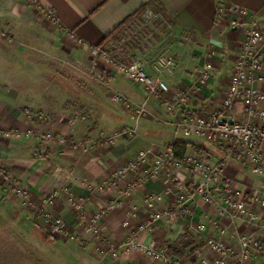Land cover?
Masks as SVG:
<instances>
[{
  "label": "crops",
  "instance_id": "obj_1",
  "mask_svg": "<svg viewBox=\"0 0 264 264\" xmlns=\"http://www.w3.org/2000/svg\"><path fill=\"white\" fill-rule=\"evenodd\" d=\"M37 1L0 0V28L25 27L30 26V20H41L48 32L65 37L70 45L84 52L103 43L124 19L143 9L142 22L151 39H147L148 43L139 52L135 51V55L145 61L151 74H161L166 79L172 93L184 91L187 96L181 106H174L169 92L152 96L143 85L132 81L115 65L102 66L96 62L94 68L106 79L98 82L97 102L91 101L93 110L88 112L89 118L80 116L84 120L73 124L67 111H54L46 106L51 117L44 128L65 135L66 144L57 140L41 141L38 136L23 139L0 136L1 161L22 178L32 190L36 203L43 205L46 195L64 186L71 189L69 193L83 199L89 214L119 201V205L109 210L103 219V234L118 254H106L98 259L102 264H163L142 250L124 252L123 245L132 236L145 244L153 242L156 247L169 248V254L179 260L178 264L197 261L195 250L204 247L208 236L223 237L236 247L244 235L264 242L263 226L248 223L231 210L223 212L220 205L208 203L199 196L189 205L187 213L176 219L163 216L151 230H141L152 210L146 199L154 198V209L170 208L176 200L177 187L169 177H175L189 188L194 182L203 181L199 172L165 166L158 178L149 179L128 196L123 191L141 170L131 171L126 177L111 182L115 181L114 173L129 163L138 151L149 150L152 155H157L177 142H185L186 154H195L220 165L224 174L240 187L264 192V175L252 173L249 166L236 160L227 149L201 138L187 137L176 127L182 112L206 114L222 108L233 66L242 51L248 29L254 27L264 31V0ZM235 7L240 12L233 11ZM47 11L53 17L48 16ZM111 41L117 40L109 38L106 42ZM112 47H115L114 43ZM167 59L173 62L172 71L164 68ZM208 62L213 64L211 76L202 82L200 71ZM259 76L262 78L256 85L264 89V69ZM105 85L108 89L102 87ZM114 93L135 106L146 102V113L137 117L124 102L114 100ZM12 100L17 99L0 92V130L12 125L28 127L26 112L15 108ZM234 113L238 120H248L242 102L236 104ZM119 127L133 129L134 133L120 136L108 144L105 138ZM77 141H84L86 149L75 146ZM104 182L109 184L103 187ZM216 193L220 204L224 205L221 189L218 188ZM55 205L69 220L68 230H77L83 236L85 250L96 249L98 239L84 233L82 222L73 221L67 195L57 197ZM134 212L136 216L132 217ZM126 220H129L128 226L124 225ZM199 223L207 224L201 235L196 234ZM204 254L212 256L208 249ZM251 262L264 264L257 257ZM228 264L236 263L231 259Z\"/></svg>",
  "mask_w": 264,
  "mask_h": 264
},
{
  "label": "built area",
  "instance_id": "obj_2",
  "mask_svg": "<svg viewBox=\"0 0 264 264\" xmlns=\"http://www.w3.org/2000/svg\"><path fill=\"white\" fill-rule=\"evenodd\" d=\"M32 1L33 3L38 2L37 0ZM233 11L240 12V9L235 7ZM47 15L53 17L50 11H47ZM234 23H237L236 20ZM149 37L151 38V36H148V40ZM242 46V51L233 66L229 88L223 100L222 108L206 114L182 112L176 121V127L187 137L201 138L227 149L236 160L249 166L252 173L264 175V89H260L256 85V82L262 78L259 76V72L264 69V31H258L254 27L249 28ZM126 47L127 39L121 38L115 46V50L105 51L102 46L98 45L93 47L92 51L95 55H104L119 71L132 81L143 85L150 95L159 97L160 93L169 92L174 100L173 105L181 106L187 96L186 92L172 93L166 79L161 74H151L138 57L131 58V55L135 54L127 52ZM118 54L124 58L130 57V60L122 61L118 58ZM172 64V60L167 59L164 62V68L172 71ZM212 68L213 64L208 62L201 69L202 82L209 79ZM122 98L120 94H115L114 99ZM238 102L243 103L247 121L238 120L235 116L234 109ZM146 111V102L134 107V114L137 117L144 115ZM35 116L43 118L41 112H36ZM133 133V129L123 128L115 131L110 141L115 142L118 137ZM29 134L30 131L26 133H19L15 130L0 131V136L6 139L14 136H28ZM52 136V133H48L44 137L49 139ZM150 159L151 163L149 164ZM165 166L199 172L203 176V181L194 182L189 188H186L175 177H169L177 187L176 200L170 208L157 210L153 208L154 198L148 197L146 200L152 210L147 221L141 225V230H151L153 224L163 216L176 219L178 216L187 213L189 205L198 196L208 203L220 205L223 212L231 210L235 214L243 216L248 223L264 227V192L240 187L234 179L224 174L220 165L214 164L206 158L195 154H186L183 159H177L174 153V145L157 155H152L149 150L138 151L129 163L114 173L115 181L111 182L126 177L131 171L141 170V174L126 185L123 194L128 196L136 189L141 188L149 179L158 178ZM2 172L4 171L0 170V173ZM8 176H10L13 189L20 197L30 195L29 189L24 186L19 178L11 176L9 172ZM107 184L109 183L104 182L102 186L105 187ZM3 185L0 181V188H3ZM218 188L222 191L221 197L224 205L219 202L220 197L216 193ZM70 203L73 211L80 216L81 222L86 223V228L97 236L103 232V219L106 213L119 205V201L112 202L100 211L89 214L83 199L72 193H70ZM135 216L136 213H132V217ZM52 223L55 231L59 232L63 229L61 219L57 218ZM124 225L128 226L129 220H126ZM206 227V223H199L196 227V234L201 235ZM205 249L212 253L211 257L204 254ZM123 250L126 253L142 250L154 261L163 264H178L179 262L177 258L169 254L167 248L156 247L153 242L145 244L137 240L135 236L124 243ZM111 254L116 256L118 250L112 248ZM194 255L197 261L192 264H228L231 259L235 260L236 264H252V259L256 257L264 263V242L250 235H244L240 238L239 247H236L223 237L208 236L204 247H198Z\"/></svg>",
  "mask_w": 264,
  "mask_h": 264
},
{
  "label": "rangeland",
  "instance_id": "obj_3",
  "mask_svg": "<svg viewBox=\"0 0 264 264\" xmlns=\"http://www.w3.org/2000/svg\"><path fill=\"white\" fill-rule=\"evenodd\" d=\"M139 28L119 33L121 38L127 39L126 49L134 54L148 43V31ZM107 40L100 46L105 51L115 50L113 43L116 46L119 41L109 43ZM91 51L84 52L70 45L65 37L48 32L41 20H30V26L25 27L17 25L6 30L0 28V92L17 99L12 100L11 104L26 112L25 121L28 124L26 129L21 125H12L0 131H30L28 136L8 139L38 136L41 141L57 140L62 145L66 144L68 141L65 135L54 129H45L43 125L46 126L50 120L49 107L54 111H67L71 114L73 124L79 123L84 117L89 118L88 112L93 110L91 101L97 102L95 96L100 88L98 82L106 79L100 74L101 71L94 68L95 63L99 62L102 66L110 63L104 55L98 56ZM135 57L137 58L136 55ZM140 60L147 69L145 61ZM102 87L108 89L106 85ZM115 94L112 95L113 98ZM114 100L124 102L128 109L134 111L135 105L130 101H125L124 98ZM36 112H41L43 118L35 116ZM122 129L119 127L115 131ZM48 133L53 136L46 139L44 136ZM113 133L105 138L108 144L114 143L110 141ZM74 145L86 149L84 141H77ZM0 170L4 171L0 173V181L4 184L0 188V264H102L97 260L111 254L113 246H110L103 232L100 236L94 235L82 221L84 233L92 234L99 242L96 249L87 251L83 236L77 230H68L69 220L57 211L55 205L57 197L61 195H67L70 201L71 189L68 186L54 189L44 197V204L38 205L32 197V190L1 159ZM7 171L29 189L28 197H20L15 192ZM73 215V221L80 223V216L74 211ZM57 218L63 222V229L59 232L52 227V221Z\"/></svg>",
  "mask_w": 264,
  "mask_h": 264
},
{
  "label": "trees",
  "instance_id": "obj_4",
  "mask_svg": "<svg viewBox=\"0 0 264 264\" xmlns=\"http://www.w3.org/2000/svg\"><path fill=\"white\" fill-rule=\"evenodd\" d=\"M143 14H144V10L142 9V10H138L134 14L128 16L114 29V31L110 35H108L106 37L105 40L112 38L115 41L117 40L116 42H118L121 39V36H122L121 34H124L126 30H131V29L136 28V27H140L139 29L145 30L146 25L142 22ZM120 32H121V34H119ZM102 44L103 43H100V45H102ZM127 52L131 53L132 51L127 49ZM130 53H128V54H130ZM118 56H119L118 58L121 59L122 61H129L130 60V57H127L125 59V58L121 57V54H118ZM134 57H135V55L132 54L131 58H134ZM186 152H187V143L177 142L174 144V153H175V157L177 159H183L186 155ZM170 252L173 253V251H171V250H170ZM174 252H176V251H174Z\"/></svg>",
  "mask_w": 264,
  "mask_h": 264
}]
</instances>
